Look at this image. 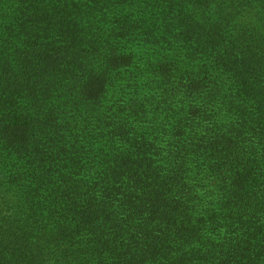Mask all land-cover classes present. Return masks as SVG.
<instances>
[{
	"label": "trees",
	"instance_id": "1",
	"mask_svg": "<svg viewBox=\"0 0 264 264\" xmlns=\"http://www.w3.org/2000/svg\"><path fill=\"white\" fill-rule=\"evenodd\" d=\"M0 264H264V0H0Z\"/></svg>",
	"mask_w": 264,
	"mask_h": 264
}]
</instances>
